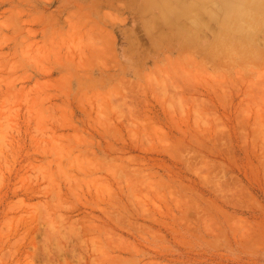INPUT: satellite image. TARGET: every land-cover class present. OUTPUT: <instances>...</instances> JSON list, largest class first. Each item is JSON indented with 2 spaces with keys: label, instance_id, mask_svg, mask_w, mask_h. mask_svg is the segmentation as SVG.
I'll return each mask as SVG.
<instances>
[{
  "label": "rangeland",
  "instance_id": "rangeland-1",
  "mask_svg": "<svg viewBox=\"0 0 264 264\" xmlns=\"http://www.w3.org/2000/svg\"><path fill=\"white\" fill-rule=\"evenodd\" d=\"M0 264H264V0H0Z\"/></svg>",
  "mask_w": 264,
  "mask_h": 264
},
{
  "label": "crops",
  "instance_id": "crops-1",
  "mask_svg": "<svg viewBox=\"0 0 264 264\" xmlns=\"http://www.w3.org/2000/svg\"><path fill=\"white\" fill-rule=\"evenodd\" d=\"M179 4H182L181 2H179ZM148 5H139L137 6L136 8L137 9L135 10V16L133 18V22H135V26L134 27H138L140 26V24L146 26V28H151L155 25V27H158L156 24L159 22L160 18L159 16H157V13L153 11L149 12L148 8H147ZM181 11V10H180ZM144 12V13H143ZM145 12H148V14H145ZM150 14V15H149ZM177 15H175V17L173 19H170V23L172 22L173 20V23H174V30H175V33L177 30H183V26L189 21L187 18H183L182 15H179L180 13H176ZM149 15V16H148ZM143 17V18H142ZM145 17V18H144ZM145 19V20H144ZM178 21L180 23H184V25H181V26H178L177 23ZM137 24V25H136ZM176 25V26H175ZM179 29H178V28ZM162 30V29H161ZM174 36V35H173ZM176 36V34H175ZM136 66H137V62H135V60H133L130 56H128L126 54V51L124 50L122 52V55H121V67H122V70L124 72H132L136 69Z\"/></svg>",
  "mask_w": 264,
  "mask_h": 264
},
{
  "label": "bare ground",
  "instance_id": "bare-ground-1",
  "mask_svg": "<svg viewBox=\"0 0 264 264\" xmlns=\"http://www.w3.org/2000/svg\"><path fill=\"white\" fill-rule=\"evenodd\" d=\"M96 1V0H95ZM99 1V0H98ZM151 1V0H150ZM161 1V0H160ZM108 2V1H107ZM142 2H143V0H142ZM186 2V1H185ZM197 2V1H196ZM95 3V2H94ZM105 3V2H104ZM62 4H63V2H62ZM62 4H60V5H62ZM109 4H110V2H109ZM130 4H131V2H130ZM141 4V3H140ZM174 4V3H173ZM64 5H66V4H64ZM104 5V4H103ZM147 5V4H146ZM199 5V4H198ZM197 5V6H198ZM80 6H81V3H80ZM149 6H150V4H149ZM162 6V5H161ZM174 6V5H173ZM225 6V5H224ZM64 7V6H63ZM178 7V6H177ZM202 7V6H201ZM220 7H222V6H220ZM254 7V6H253ZM173 8V7H172ZM175 8V7H174ZM182 8V7H181ZM198 8V7H197ZM137 9V8H136ZM149 9V8H148ZM169 10V9H168ZM172 10H174V9H172ZM201 10V9H200ZM93 11V10H92ZM137 11H138V9H137ZM140 11V10H139ZM138 11V12H139ZM144 13V12H143ZM177 13V12H176ZM181 13V12H180ZM200 13V12H199ZM145 14H148V12H145ZM150 15V14H149ZM148 15V16H149ZM173 15V14H172ZM177 15V14H176ZM182 15V14H181ZM183 16V15H182ZM143 18V17H142ZM145 18V17H144ZM171 18V17H170ZM174 18V17H173ZM145 20V19H144ZM169 20V19H168ZM137 25V24H136ZM197 25V24H196ZM176 26V25H175ZM190 26V25H189ZM164 27V26H163ZM191 27V26H190ZM178 28V27H177ZM241 28V27H240ZM241 30V29H240ZM172 31V30H171ZM177 32V31H176ZM154 33V32H153ZM157 37L159 38V39H161L162 41H164V38L165 37H170L169 36V34H168V36H166L165 34H163V32L161 31V30H159V32H158V34H157ZM154 39V38H153ZM175 39H176V37H175ZM168 43H169V41H168ZM183 44V43H182ZM177 45H178V43H177ZM177 47V46H176Z\"/></svg>",
  "mask_w": 264,
  "mask_h": 264
}]
</instances>
